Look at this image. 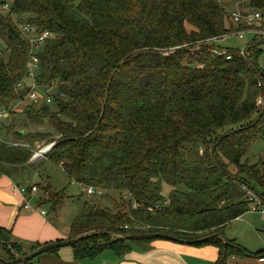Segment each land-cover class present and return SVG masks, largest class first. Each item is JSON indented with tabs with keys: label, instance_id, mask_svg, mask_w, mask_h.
Returning a JSON list of instances; mask_svg holds the SVG:
<instances>
[{
	"label": "trees",
	"instance_id": "trees-1",
	"mask_svg": "<svg viewBox=\"0 0 264 264\" xmlns=\"http://www.w3.org/2000/svg\"><path fill=\"white\" fill-rule=\"evenodd\" d=\"M249 7L264 10V0ZM22 23L53 35L36 53L34 78ZM237 28L222 0H13L10 12L0 11V111L15 113L33 85L54 92L52 103L30 101L26 112L44 131L3 126L0 173L30 166L37 145L54 144L31 166L50 214L69 196L51 185L48 164L82 190L120 194L113 208L92 206L71 221L68 239L96 234L67 247L75 261L106 251L123 258L129 244L149 250L156 241L122 235L224 236L253 198L264 206V160H244L264 141V39H250L244 54L216 45ZM227 241V259L249 255ZM207 244L220 249L216 264H227L220 240L194 246ZM27 254L0 227V264H31L18 258Z\"/></svg>",
	"mask_w": 264,
	"mask_h": 264
},
{
	"label": "crops",
	"instance_id": "crops-1",
	"mask_svg": "<svg viewBox=\"0 0 264 264\" xmlns=\"http://www.w3.org/2000/svg\"><path fill=\"white\" fill-rule=\"evenodd\" d=\"M36 162L37 160L31 159L30 166L13 171V175L0 173V227L11 231L15 241L23 244L27 253L31 252L32 247L37 244L42 246L67 240L70 229V226L57 225L52 221L50 216L58 215V213H49V206L44 204L48 195L41 189L38 195L28 197L31 207H25V196L17 189V186L36 184L34 172L29 173ZM50 183L52 185V181ZM42 211H46L47 214L42 215ZM245 215L236 220L242 219ZM226 239L240 246L236 238L227 237ZM129 245L131 251L123 258L118 257L114 251H106L93 261H75L73 251L70 248H64L54 254L42 255L38 264H216L221 253L217 246L211 244L181 245L166 240L153 241L149 250H143L135 244ZM240 247L249 255H231L227 259V264H264V254L256 256L264 249L254 253L246 247Z\"/></svg>",
	"mask_w": 264,
	"mask_h": 264
},
{
	"label": "rangeland",
	"instance_id": "rangeland-1",
	"mask_svg": "<svg viewBox=\"0 0 264 264\" xmlns=\"http://www.w3.org/2000/svg\"><path fill=\"white\" fill-rule=\"evenodd\" d=\"M5 1L11 3L13 0ZM238 1L240 0H222V3L225 5V8L232 14L237 10L236 4ZM250 39V36H246L243 39L232 36L216 42V45L221 48L242 50L250 41ZM261 49L264 51V43H262ZM263 61L264 55L261 59V63H263ZM31 104L32 103L29 99H25L24 102L16 105L15 113L9 114L8 116L0 119V136L2 138L6 137L5 129H3V126H10L9 128L23 130L27 133L44 131V125L32 123V121L28 119L26 115V112L28 111V108ZM258 105L261 106L262 103H259ZM53 109H56V107H54ZM8 138L10 141L14 140L12 136ZM50 145L52 144L37 145L34 149L33 156L35 155V153L45 150V148L49 147ZM47 155L43 158L37 159V161L44 160ZM262 159L264 160V141H257L251 146L249 153L247 154V156H245L244 160H249L250 164H254L258 163ZM46 169V173L48 177H50L53 187L57 191L65 189L69 196L65 207L62 208L60 212H58V215L50 216L52 218V221L57 225H66L67 227H69L71 221L82 211L88 210L92 206L96 207L98 205H101L104 208H113L114 201H118V199L120 198V194L117 191H110L104 194L103 192H101V194L88 195L80 188V186L76 182L70 181L65 176L60 167L48 164ZM29 173H32V170H29ZM46 173L44 172L43 174L45 175ZM30 182L32 181L30 180ZM169 193V186L164 184L162 194L165 199L168 198ZM224 236L226 238H236L240 246L246 247L251 252L256 253L257 251H261L262 249H264V215L260 211H250L242 219L235 220L231 224H229V226L224 230ZM40 257L32 260L31 264H38V260Z\"/></svg>",
	"mask_w": 264,
	"mask_h": 264
},
{
	"label": "built area",
	"instance_id": "built-area-1",
	"mask_svg": "<svg viewBox=\"0 0 264 264\" xmlns=\"http://www.w3.org/2000/svg\"><path fill=\"white\" fill-rule=\"evenodd\" d=\"M252 0H240L237 2L236 12H233L232 18L234 23L238 26V28L227 34L226 36L222 37L223 40L227 37H238L240 39L245 38L246 36H250L252 38H263L264 39V10H258V9H252L249 7V4ZM10 5L11 3H8L7 1L0 0V11L4 13L10 12ZM20 30L22 33L28 38L31 45V61H30V76L34 78L36 70L38 69L39 65V59L37 57V52L42 48V46L45 44V42L53 37L52 33L49 32H43L41 34L36 33V28L34 26H31L27 23H22L19 25ZM219 40V39H218ZM216 38L211 39V41H218ZM219 40V41H220ZM213 53L218 55H227V59H231V56L227 54L226 50H217L213 49ZM241 54H244V48L241 50ZM54 92L52 89H45L41 90L36 87V85H33L30 92L28 93V96L26 99H29L33 103H41L46 102L48 104L52 103L54 100ZM262 103L261 100H259L258 104ZM9 111L3 110L0 111V119L8 116ZM43 151V150H42ZM41 152V151H40ZM35 153L33 158L39 153ZM17 189L25 196V207L30 208V203L28 197L31 195H38L39 194V188L35 185L32 186H17ZM88 195H96L101 194L100 190H96L93 187H88L83 189ZM128 197V196H127ZM253 207L252 211H260L264 215V206L260 202L259 199L253 198ZM134 209L137 208L136 203L133 206ZM160 206H156L155 209H159ZM152 211V209H150ZM42 215H46V211L41 212ZM127 229V226L125 227Z\"/></svg>",
	"mask_w": 264,
	"mask_h": 264
},
{
	"label": "water",
	"instance_id": "water-1",
	"mask_svg": "<svg viewBox=\"0 0 264 264\" xmlns=\"http://www.w3.org/2000/svg\"><path fill=\"white\" fill-rule=\"evenodd\" d=\"M22 133V132H20ZM54 147V144L50 145L49 147L45 148V150L41 151L39 153V155L35 156L34 158H32V161H35L39 158H43L45 157L50 151L51 149ZM93 235L96 234H86L83 236H79L77 238H73V239H67V240H62L59 242H54V243H50V244H45L40 246L39 248H37L34 251L29 252L27 255L25 256H20L18 257L19 260L23 261L24 263L26 262H30L32 260H34L35 258L42 256L44 254H47L53 250H57V249H64L70 246L75 245L76 243L83 241L85 239H88L90 237H92ZM121 237L127 241H138V240H166V241H170V242H174L177 244H181V245H197V244H204L210 240L213 239H217L220 240L223 245H224V250H223V255H222V262L225 263L226 259H227V251H228V247L230 246V243L227 241V239L220 235V234H212L210 236L201 238V239H197V240H185V239H181V238H177L168 234H163V233H153V234H131V235H122V236H118Z\"/></svg>",
	"mask_w": 264,
	"mask_h": 264
}]
</instances>
